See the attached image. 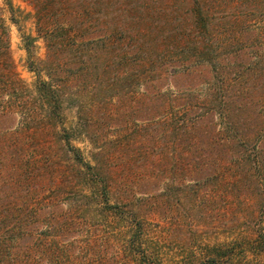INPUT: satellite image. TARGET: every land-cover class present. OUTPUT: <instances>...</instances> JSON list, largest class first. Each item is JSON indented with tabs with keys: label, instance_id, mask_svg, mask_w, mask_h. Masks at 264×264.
Here are the masks:
<instances>
[{
	"label": "rangeland",
	"instance_id": "rangeland-1",
	"mask_svg": "<svg viewBox=\"0 0 264 264\" xmlns=\"http://www.w3.org/2000/svg\"><path fill=\"white\" fill-rule=\"evenodd\" d=\"M194 7L0 0V264H264L259 90L234 137L205 102L261 89L264 0L184 59Z\"/></svg>",
	"mask_w": 264,
	"mask_h": 264
},
{
	"label": "trees",
	"instance_id": "trees-1",
	"mask_svg": "<svg viewBox=\"0 0 264 264\" xmlns=\"http://www.w3.org/2000/svg\"><path fill=\"white\" fill-rule=\"evenodd\" d=\"M190 4H191V6L195 5L194 10L192 11L193 12V18H194V26L187 28V31H188L187 34H190V32H193L192 29H194L195 35L191 37L190 41H187L185 44H183L181 46V48L178 49V51L180 50V53L185 57L184 59H186V57H189L191 55V54H189V52L192 53L194 51H196V53H199L200 56L201 55L202 56L208 55L211 52V48H212L211 45L213 42L212 39H213L215 28H216L214 26L213 20H212V16L214 15L213 11H212V0H200L198 2H197V0H190ZM234 32H236V31L233 29L232 26H226L225 27V35H227V34L232 35ZM234 34H236V33H234ZM234 34L230 38L231 41L232 40L238 41L239 35L234 36ZM189 36H191V35H189ZM226 41H227V39H226ZM197 44L203 45V49L201 51H198L199 49L196 47ZM187 59H189V58H187ZM257 73H258V76L259 75L262 76L264 74V70H261L260 74H259V71L258 72L256 71L254 73V75H256ZM244 81L248 82L249 79L243 80V82ZM237 83L240 84L241 79L238 80ZM215 84L216 85L213 86V88L211 89V91L207 95V99L205 100V102L207 100L209 102H212L217 97L221 96L220 104L216 108L220 111L218 113V116H220V121H223V125L226 126L225 134H229L230 136L234 137L235 135H237V133H239V132H237L238 129H236V127L234 129V127H233L234 123H236L239 120L240 121L243 120L244 117L245 118L248 117V113H249L248 109H250L253 106V104L257 103L256 100L259 103L264 104V87H263L264 82L260 83L259 87L262 86L261 89H255L256 87L253 89L246 88V90L245 91L242 90V92H239L240 90L239 91L233 90L228 95H226V94L221 95V91H222L223 87H220L218 85V82ZM254 90H259V94H258L255 102H253V99H255L254 93H253ZM232 106H236L237 108L233 109ZM210 112L214 114L213 110H210L209 113ZM209 113L206 115L208 116ZM211 113H210V115H212ZM202 117L203 116H201V118ZM235 120H237V121H235ZM234 140H235V138H232V142Z\"/></svg>",
	"mask_w": 264,
	"mask_h": 264
}]
</instances>
